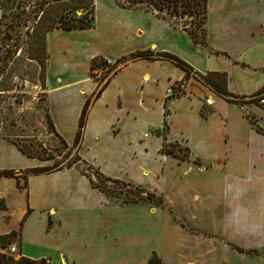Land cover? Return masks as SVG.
<instances>
[{"label":"crops","instance_id":"1","mask_svg":"<svg viewBox=\"0 0 264 264\" xmlns=\"http://www.w3.org/2000/svg\"><path fill=\"white\" fill-rule=\"evenodd\" d=\"M93 4L91 25L45 31L54 130L72 147L89 100L76 146L82 161L112 178L163 183L184 223H173L179 239L172 257L148 250L145 264L154 254L160 264H264V133L239 103L199 76L226 72V88L237 94L264 85V0H208L205 46L152 9ZM142 50L171 52L193 69L188 74L172 58L134 55ZM95 56L114 66L108 76L92 74ZM172 84H179L175 94L167 91ZM173 143L188 155L163 151ZM43 166L49 158L0 136V170H14L0 174V236L15 232L25 256L127 264L140 233L136 223L168 212L178 222L166 208L148 211L110 198L78 164L34 170Z\"/></svg>","mask_w":264,"mask_h":264},{"label":"rangeland","instance_id":"2","mask_svg":"<svg viewBox=\"0 0 264 264\" xmlns=\"http://www.w3.org/2000/svg\"><path fill=\"white\" fill-rule=\"evenodd\" d=\"M115 1L119 5H136L152 9L179 26L183 23L189 24L192 20L188 14L184 16L177 14L176 10L172 7L168 8L160 1V6H154L153 3L157 0H145L132 5H130L131 0ZM93 3L94 0H0V136L11 139L36 157L49 158L52 168L70 163L78 164L95 177L94 182L110 198L117 199L123 204H142L148 207V211L155 208L173 211L172 214L178 222L174 221L170 216L171 213L168 212L164 216L155 215L152 220L144 216L146 223H141L142 221L136 223L140 233L134 243V260H126V262L127 264H145L146 252L158 248H161L169 259L172 256L168 252L174 250L172 243L178 242L179 239L173 223L184 222L178 217L170 197L163 193L165 191L163 183L150 178L142 181L141 185L123 179H107L108 176L101 174L97 168L80 160L76 146L67 145L56 133L52 124L45 90L48 61L45 31L55 25L66 26L90 22ZM201 28L195 26L198 39L204 40ZM96 65L93 72L97 77L108 76L105 74L106 70L109 74L113 71L109 70L110 65L103 63L101 59L96 61ZM199 76L205 80L216 79L210 74L199 73ZM263 94L264 92L257 96L247 95L244 97L247 101L239 104L255 127L261 124L257 111L264 115V98H260ZM167 145L171 147V144ZM172 148L181 154L188 150L177 145ZM21 181L24 183L25 179ZM155 188L157 189L155 192L164 199L161 204L157 201L158 198L150 199L147 196V193L154 191ZM137 196H144V198L126 201ZM147 210L145 213L148 214ZM141 215L143 214L139 211V219L144 220ZM15 240L22 256L18 236ZM1 251L7 255L4 257L5 264H19L21 256L18 252H11L9 245L1 248ZM53 259V264H60V257L53 256ZM148 261L150 264H160L163 260L158 254H154Z\"/></svg>","mask_w":264,"mask_h":264},{"label":"trees","instance_id":"3","mask_svg":"<svg viewBox=\"0 0 264 264\" xmlns=\"http://www.w3.org/2000/svg\"><path fill=\"white\" fill-rule=\"evenodd\" d=\"M143 1H145V0H133V1L131 0L130 1L131 2L130 5H132L133 3H136V2L138 3V2H143ZM159 1L163 5L166 4L168 6V8H171L172 7V9L176 10V13L177 14L180 13L182 16H184L185 14H188L189 16H191L192 17V20L189 22V24L188 23H183L182 24V27L185 28V29H187L189 31V33L191 34V36L193 37L194 41L197 44H200L202 46L207 45L206 22H207V16H208L207 15V11H208V0H157L156 2L153 3V5L154 6H160ZM163 5H161V6H163ZM123 6H125V5H123ZM92 10H93V7H92ZM92 17H93V15H91V20L88 23H85V22L84 23H76V24H70V25H66V26L67 27H84V26H89V25L92 24ZM189 25H191V27ZM63 26H65V25H63ZM195 26L202 27L201 28V31H202L203 38H205L204 40H199L198 39V37H197V31L195 29ZM134 55L135 56H148V57H151V56L156 57L157 56V57L172 58L179 65H181L182 67H184L188 74L193 69L190 66V64L188 62H186L184 59H182L178 55L173 54V53L168 52V51H157V52H154L152 50H142V51L136 52ZM98 59H101V61L103 63L109 64V62L104 57H102V56H95L92 59V63H91V72H92L93 75H95L94 72H93V69L97 67L96 61ZM113 67H114L113 65H110L109 70L112 69ZM207 74H210L212 76H215L216 79L210 78V80H207V79L205 80V78H204V80L206 82H208L212 87H214L218 92L224 94L229 100L234 101V102H237L239 104L241 102H246L247 101V100L244 99V97L247 96V95L233 93V92L229 91L226 88V82H227V73L226 72L217 71V70L214 71L213 70V71H209ZM104 85H105V83L102 86H100V88L97 90L96 96H98L101 93ZM263 92H264V85L261 86L259 89H257L251 95L257 96V95L262 94ZM260 98H264V94ZM88 105H89V100L86 102V104H85V106L83 108L82 114L80 116L79 129H78V132H77V135H76V139H75L74 145L72 147L77 146L79 144L80 140H81V137H82V134H83V129H84V126H85V120H86V116H87ZM257 129L260 130V131H262L264 133V129L261 126H258ZM62 139H63V141L65 143H67L64 138H62ZM175 145L176 144H174V143L170 145L171 147H168L169 145H166L163 148V151L164 152H168V153H173V154H176V155L181 156V157H185V156L188 155L186 153L181 154V153L177 152L176 150H174L172 147L175 146ZM20 148L22 149L23 152L27 153L28 155L36 156V155H33V154L25 151V149H23L22 147H20ZM38 157H41V156H38ZM41 158H44V157H41ZM45 158H47V157H45ZM79 158H80V160H82V158H81L80 155H79ZM68 165H72V163H70ZM62 166H67V165H62ZM51 167H52V165H50V166H43V167H36L34 170L35 171L44 170V169H48V168H51ZM12 173H14V170L13 169H3V170H0V174H12ZM111 178L112 177H109V176L107 177V179H111ZM116 180H118V179H116ZM94 184H96V183L94 182ZM147 196L150 199H153L154 197L155 198H158L157 201L160 204L164 202L163 197L161 195H158L155 191L148 192L147 193ZM141 198H144V196H137L134 199L133 198L132 199H126V201H137V200H139ZM0 206H5V203L3 201H1L0 202ZM15 236H16V233L15 232L10 233L8 235H2V236H0V245L2 247L8 246L13 241V239H14ZM6 256L7 255H6V253L4 251L3 252L0 251V261L3 264H5L4 257H6ZM19 264H47V263L45 262V258L44 257H42L40 259H35V258H31V257L25 256V255L22 254V256L20 257V260H19Z\"/></svg>","mask_w":264,"mask_h":264},{"label":"built area","instance_id":"4","mask_svg":"<svg viewBox=\"0 0 264 264\" xmlns=\"http://www.w3.org/2000/svg\"><path fill=\"white\" fill-rule=\"evenodd\" d=\"M184 85H185V81H183V83L180 84V88H181V87H184ZM178 87H179V84H177V85L172 84L171 86L168 87L167 91H168V93H170V94H175V92H176V88H178ZM9 250H10L11 252H18V253H19V250H18V243H17L16 240H15V241H12V242L9 244ZM18 255L21 256V253H19ZM44 258H45V262H46L47 264H53V259H52L50 256H47V257H44ZM38 259H40V258H38Z\"/></svg>","mask_w":264,"mask_h":264}]
</instances>
